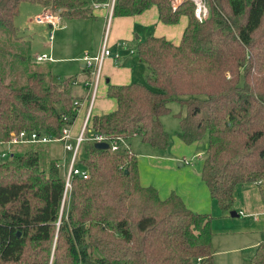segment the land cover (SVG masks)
I'll use <instances>...</instances> for the list:
<instances>
[{
    "label": "trees",
    "instance_id": "1",
    "mask_svg": "<svg viewBox=\"0 0 264 264\" xmlns=\"http://www.w3.org/2000/svg\"><path fill=\"white\" fill-rule=\"evenodd\" d=\"M24 1L67 18L96 17L88 0H0L1 28L16 33ZM206 3L208 16L199 21L187 1L176 7L169 0L115 1L113 17L155 5L162 23L182 15L188 22L179 44L153 35L136 41L145 83L108 82L106 96L116 108L91 115L87 135L126 143L139 137L164 151L170 134L160 117L178 101L186 108L176 114L179 139L193 144L207 135L200 177L226 215L238 184H257L264 204V0ZM74 77L34 71L17 87L5 80L0 61V142L20 131L60 137L79 109ZM86 143L75 164L88 177L73 176L64 200L57 159L42 167L30 147L0 160V264H214L210 213L192 211L174 191L160 198L143 186L136 153ZM249 264H264V241Z\"/></svg>",
    "mask_w": 264,
    "mask_h": 264
},
{
    "label": "crops",
    "instance_id": "2",
    "mask_svg": "<svg viewBox=\"0 0 264 264\" xmlns=\"http://www.w3.org/2000/svg\"><path fill=\"white\" fill-rule=\"evenodd\" d=\"M22 4V3H21ZM38 5V10L40 14L49 13L54 15L52 22L55 24L51 25L48 23L50 28L58 27L60 30H68L65 33L66 36L72 39H76L79 42L77 49L84 51V47L88 45L91 40V35L93 37V29L92 25H90L89 21L95 20L96 23H99L97 19H102L103 22L100 21L101 25H103V33L105 29V16L106 10L104 8L92 10L93 14L96 16L87 17V18H64L63 16L54 14L51 10L44 7L39 3H35ZM17 17V16H16ZM15 21V20H14ZM188 22V18L185 15H182L179 18V21L175 24H165L159 20L158 16V8L155 5L150 6L148 9L143 11L141 14L132 15V16H120L113 17L109 26V34H108V44L109 46L119 44L122 41L133 42V36L136 34L135 39L140 41L144 39L148 35H153L157 37H165L170 40L174 44H179L182 34L186 28ZM15 24V23H14ZM17 30H19L16 27ZM16 30V31H17ZM102 33V37H103ZM67 34V35H66ZM50 35V34H49ZM101 40L99 44L95 46L96 54L101 46ZM110 37V42H109ZM71 40V39H70ZM64 43V42H63ZM136 41L134 42L135 46ZM32 43L30 42V46ZM68 44V45H67ZM67 45L70 49L72 46H75L73 40L69 41ZM49 48L48 53H52V40H49ZM63 45V44H62ZM75 47V48H76ZM94 49V48H92ZM127 49V48H126ZM130 50V49H129ZM128 53H120L117 50L119 55L118 60L114 58H106L103 61L101 68V77L98 83L96 98L91 106V115H101L113 111L116 108V101L113 98H109L106 96L107 83H111L114 85H123L128 84L132 81V70L133 66L136 64H141V62L137 58L130 57V52ZM31 51V49H30ZM58 51V47H56V52ZM46 53L47 52H43ZM61 52L59 55H62ZM86 53V52H85ZM42 54V53H37ZM48 54V55H49ZM66 54V53H65ZM68 57V55L66 54ZM62 57L65 61L70 64L80 63L81 74H75L78 81L86 80L88 77V70L84 67L81 57ZM122 64L116 65L115 63H119V58H122ZM53 59V58H52ZM59 59V58H58ZM36 60V59H35ZM54 60V59H53ZM37 61V60H36ZM50 61V60H46ZM41 62V61H38ZM77 69L75 66H73ZM78 67V68H79ZM56 74V73H55ZM59 74V73H57ZM62 76V74H59ZM67 73L62 77H66ZM83 81V82H84ZM101 84V85H100ZM82 87L83 93H75L81 99L80 108L77 111L76 118L74 119L72 125L69 127L70 134L74 137L76 136L80 128L83 124L85 113H86V89L84 86L74 85V87ZM164 126V125H163ZM134 139V138H133ZM137 143V164L139 171V179L143 186H153L160 198L167 197L172 191H174L185 205L191 209L192 211L199 213H210L214 216L212 220L211 227L213 231L212 243H216L215 235L216 233H221L222 239L221 241H225V243H221L222 247L234 246L237 251L248 252L247 261L249 263L250 257L254 254L255 249L259 242L264 241V204L261 199V195L258 189L257 184H238L234 188V207L233 210L238 213L237 216H230L229 213L226 215H222L219 207L217 206L215 200H213L210 196L209 190L206 184L202 181L200 177V171L203 164V159H201V155L195 156L194 161H189L187 156L184 154L192 153L189 150L186 151L187 148H184L183 156H180L173 149L175 146H179L178 141L174 142V147L170 148L168 154L160 153L158 149L153 148L151 146L148 147L145 143L141 142L138 137ZM180 140V139H179ZM132 141V140H131ZM131 141H127L128 147H131ZM51 142H57L62 146V142L58 140H53ZM49 142V144L51 143ZM180 142H182L180 140ZM183 143V142H182ZM196 143V142H195ZM193 143V144H195ZM48 144V143H47ZM48 144V145H49ZM63 149V148H62ZM4 151V150H3ZM47 151L49 154V150L47 147ZM63 151V150H62ZM131 152V150H129ZM69 153L64 152L62 157H68ZM194 156H191V158ZM61 158H52L50 159H61ZM177 162V166L174 165L175 161ZM201 159V161H200ZM182 160H187L188 163L181 162ZM188 165V166H184ZM176 166V167H175ZM181 167V168H179ZM224 226V227H223ZM227 227V228H225Z\"/></svg>",
    "mask_w": 264,
    "mask_h": 264
},
{
    "label": "rangeland",
    "instance_id": "3",
    "mask_svg": "<svg viewBox=\"0 0 264 264\" xmlns=\"http://www.w3.org/2000/svg\"><path fill=\"white\" fill-rule=\"evenodd\" d=\"M170 1V0H169ZM172 7H176L178 3L171 2ZM54 14L58 15V12L56 11ZM40 12L38 10V5L33 2H27L24 1L19 6V13L17 17H15V26L19 29L16 31L15 34L11 33L10 31L1 28L0 27V61L4 68V78L7 82H10L14 86H21L25 84L27 76L34 71H48L50 70L53 73H59L64 76V74L67 73L66 76H75L73 81L74 85L84 86V83L90 78L88 75L87 79L78 81L75 74H78L80 76L81 69H80V63H73L70 64L69 62L65 61V59H62V57H65L66 54L68 57H80L85 52H88L90 54H94L95 52V46L99 44L102 33H103V25H101L100 21L103 22L102 19H97L99 23H96L95 20L89 21L90 25H92L93 29V37L91 35V40L88 42V45L84 47V51L79 50H73L77 49V45H79V42L75 39H72L68 36L65 38V33L68 32L67 30H60L58 27L50 28L48 23H38L35 21V17L40 16ZM66 18V17H64ZM113 18V17H112ZM111 18V19H112ZM67 19V18H66ZM109 31V28H108ZM53 33V39H52V53L49 54L48 48H49V34ZM67 35V34H66ZM136 34L133 36V42L128 41H122L119 44L111 45L109 46V49L112 52V55H116L117 50L120 51V53H128L129 49L134 48V42L137 41L135 39ZM75 43V46H72V49H70L67 45L69 41H72ZM30 42L32 43V47L30 46ZM64 42V43H63ZM110 42V37H109ZM63 44V45H62ZM67 44V45H65ZM56 47H58V51L56 52ZM76 47V48H75ZM94 48V49H92ZM127 48V49H126ZM31 49V51H30ZM47 52L53 59L50 61H41L38 62L35 60V56L37 53H43ZM61 52L62 55H59ZM66 53V54H65ZM130 57L137 58L135 54H130ZM67 57V56H66ZM67 57V58H68ZM59 58V59H58ZM115 59V58H114ZM119 63H115L116 65L122 64V58H119ZM138 59V58H137ZM73 66H75L77 69H75ZM79 67V68H78ZM133 68L132 70V81L131 82H140L145 83V74L147 73L146 66L141 64H135L131 66ZM84 81V82H83ZM101 85V84H100ZM74 93H83L82 87H74ZM81 104V99H76ZM86 101H87V91H86ZM88 103V102H87ZM170 112L161 116L160 119L162 121V124L164 125V128L168 131L170 134V145L169 147L164 150H158L160 153L168 154L170 148L174 147V142L176 139V142L180 144L179 146H175L173 149L177 154H181L180 156H183L184 148H187L192 153L184 154V156H187L189 161H194L195 163L197 160H195V156L201 155V159H203L205 150L207 148V135H204L200 140H198L195 144H185L180 142L179 140V121L176 116L177 113L185 114L186 108L185 106L181 105L178 101H171L169 103ZM80 108V106L78 107ZM87 109V104H86ZM12 137V136H11ZM10 137V138H11ZM139 138V137H138ZM132 140V141H131ZM131 141V147H128L129 150L132 149L134 153L138 151L137 149V143L138 139H130ZM49 144V143H48ZM47 143H25V144H8L7 141L0 142V160L7 158V156L2 157L1 152L9 151L11 152H23L24 150L33 147L37 149L40 153L41 157V166L45 167L47 161L52 158H61L64 151H62V146L58 144L57 142H51L49 145ZM86 142H83L77 159H81L84 156V150L86 146ZM94 144V143H93ZM174 145V146H173ZM47 147L49 150V154L47 151ZM149 147V146H148ZM137 154V153H136ZM70 156V154H69ZM68 156V157H69ZM191 156H194L191 158ZM66 157V159H68ZM65 158V157H64ZM63 159V158H61ZM61 159L57 161H61ZM200 159V161H201ZM178 161H175L174 165L178 169ZM181 162H184L182 160ZM184 166H188L185 165ZM181 168V167H179ZM213 216V215H212ZM214 217V216H213ZM224 227V226H223ZM227 228V227H225ZM216 243H212V248L214 251V264H249L247 261L248 258V252L246 250L244 251H237L234 246H227L222 247L223 245L221 243H225V241H221L222 236L221 233H216L215 235Z\"/></svg>",
    "mask_w": 264,
    "mask_h": 264
},
{
    "label": "built area",
    "instance_id": "4",
    "mask_svg": "<svg viewBox=\"0 0 264 264\" xmlns=\"http://www.w3.org/2000/svg\"><path fill=\"white\" fill-rule=\"evenodd\" d=\"M116 0H88V5L92 10L104 8L106 10V24L101 41V46L96 54H90L88 52L84 53L81 57L84 67L88 70L90 78L84 83V87L87 90V109L84 117L83 124L80 128L79 133L76 136L70 134L69 127H63L60 137L52 138L50 136H39L36 133H28L25 131H20L19 133H12V137L7 141L8 144H25V143H49L53 140H58L62 142V148L64 152H68L70 156L68 159L66 157L61 159V161H56V166L61 167L64 175V194L63 200L69 198L71 191V178L75 175H79L83 178L88 177V171L86 169L80 168L75 164L76 159L79 154L80 147L83 142H106L112 152L119 151H129L127 143L122 138L109 139L102 134L87 135L89 119L91 116V106L96 98L98 83L101 77V68L103 61L106 58H115L118 60L119 55H112L111 50L108 46V28L110 26L111 18L113 17V9ZM171 2L181 3L187 1L193 5L194 16L199 20L203 21L208 16V7L206 0H170ZM52 14H41L35 17V21L38 23H49L52 27L55 23L52 22ZM53 39V33L49 35V40ZM130 54L134 53V49L129 50ZM37 61L52 60V57L46 53L38 54L35 56ZM76 107L80 106L78 100L74 101ZM9 155V151H2L1 156L5 157ZM188 163L187 160H184Z\"/></svg>",
    "mask_w": 264,
    "mask_h": 264
},
{
    "label": "water",
    "instance_id": "5",
    "mask_svg": "<svg viewBox=\"0 0 264 264\" xmlns=\"http://www.w3.org/2000/svg\"><path fill=\"white\" fill-rule=\"evenodd\" d=\"M93 145L97 149H108L109 148V145L106 142H95ZM229 215L234 217V216H237L238 213L232 210L230 211Z\"/></svg>",
    "mask_w": 264,
    "mask_h": 264
}]
</instances>
